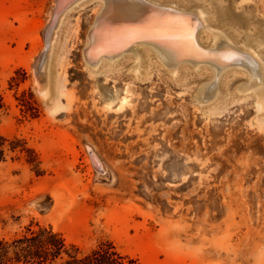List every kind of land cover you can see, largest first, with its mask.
Here are the masks:
<instances>
[{"label":"rangeland","instance_id":"1","mask_svg":"<svg viewBox=\"0 0 264 264\" xmlns=\"http://www.w3.org/2000/svg\"><path fill=\"white\" fill-rule=\"evenodd\" d=\"M91 1L53 18L57 0H0V237L31 225L138 264H264V113L237 91L247 76L148 69L132 47L89 72ZM160 1L201 9L264 61V0ZM212 81L217 100L198 104Z\"/></svg>","mask_w":264,"mask_h":264},{"label":"bare ground","instance_id":"2","mask_svg":"<svg viewBox=\"0 0 264 264\" xmlns=\"http://www.w3.org/2000/svg\"><path fill=\"white\" fill-rule=\"evenodd\" d=\"M70 1L57 0L53 18ZM92 1L96 3L97 19L87 37V47L83 53L89 72L93 70L90 66L100 62H107V67L111 69L117 57H121L131 47L137 63L145 60L150 69L152 64L155 65L151 58L153 56L156 63L166 67L167 73L169 71L172 75L187 67L195 71L206 70L216 79L225 67L236 64L240 69L235 70H241L248 78L247 84L238 87V93L243 99L254 97L257 115L264 113V61L248 45L236 42L226 33L211 28L201 9L160 0ZM200 25L202 28L196 36ZM204 33H208V42L202 37ZM139 49H142V54ZM223 72L222 75L225 74ZM149 76V72H146L145 77ZM216 85L213 81L202 85L195 95L197 103H209L211 106L219 95V84ZM212 99L213 102H209ZM210 108L209 115L219 114L215 107ZM97 163L95 160L94 164Z\"/></svg>","mask_w":264,"mask_h":264},{"label":"trees","instance_id":"3","mask_svg":"<svg viewBox=\"0 0 264 264\" xmlns=\"http://www.w3.org/2000/svg\"><path fill=\"white\" fill-rule=\"evenodd\" d=\"M1 108V104H0ZM0 137V161L4 142ZM11 151L27 152L17 142H10ZM0 264H138L137 260L121 254L110 242H104L81 254L67 245L61 234L51 228L29 225L23 233L9 239L0 237Z\"/></svg>","mask_w":264,"mask_h":264}]
</instances>
